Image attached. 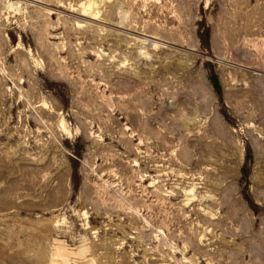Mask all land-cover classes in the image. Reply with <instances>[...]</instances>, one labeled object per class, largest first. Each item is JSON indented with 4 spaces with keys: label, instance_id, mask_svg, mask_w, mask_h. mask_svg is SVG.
Listing matches in <instances>:
<instances>
[{
    "label": "rangeland",
    "instance_id": "obj_1",
    "mask_svg": "<svg viewBox=\"0 0 264 264\" xmlns=\"http://www.w3.org/2000/svg\"><path fill=\"white\" fill-rule=\"evenodd\" d=\"M0 264H264V0H0Z\"/></svg>",
    "mask_w": 264,
    "mask_h": 264
}]
</instances>
